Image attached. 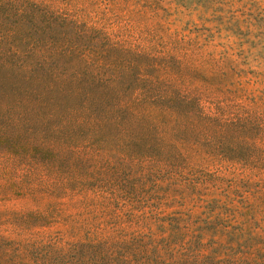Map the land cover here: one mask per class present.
<instances>
[{"label": "rangeland", "instance_id": "1", "mask_svg": "<svg viewBox=\"0 0 264 264\" xmlns=\"http://www.w3.org/2000/svg\"><path fill=\"white\" fill-rule=\"evenodd\" d=\"M0 264H264V0H0Z\"/></svg>", "mask_w": 264, "mask_h": 264}]
</instances>
